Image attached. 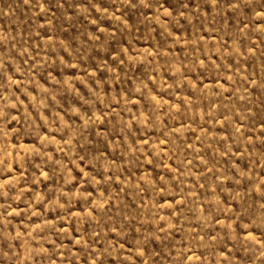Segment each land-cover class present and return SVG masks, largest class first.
<instances>
[{"label": "rangeland", "instance_id": "374dc122", "mask_svg": "<svg viewBox=\"0 0 264 264\" xmlns=\"http://www.w3.org/2000/svg\"><path fill=\"white\" fill-rule=\"evenodd\" d=\"M0 264H264V0H0Z\"/></svg>", "mask_w": 264, "mask_h": 264}]
</instances>
